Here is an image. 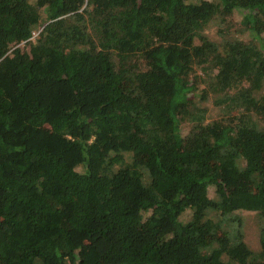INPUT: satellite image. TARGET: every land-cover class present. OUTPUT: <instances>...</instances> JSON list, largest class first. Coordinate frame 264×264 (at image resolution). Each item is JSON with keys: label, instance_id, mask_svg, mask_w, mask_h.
Returning <instances> with one entry per match:
<instances>
[{"label": "trees", "instance_id": "16d2710c", "mask_svg": "<svg viewBox=\"0 0 264 264\" xmlns=\"http://www.w3.org/2000/svg\"><path fill=\"white\" fill-rule=\"evenodd\" d=\"M0 264H264V0H0Z\"/></svg>", "mask_w": 264, "mask_h": 264}, {"label": "rangeland", "instance_id": "374dc122", "mask_svg": "<svg viewBox=\"0 0 264 264\" xmlns=\"http://www.w3.org/2000/svg\"><path fill=\"white\" fill-rule=\"evenodd\" d=\"M245 25L242 23L240 18L235 19V21L230 24L227 27L224 28H217L215 29L216 32L212 33V36L215 38L218 36L219 42H223L225 40L232 39L234 37L236 38H243L245 40H251L252 36L249 31H244ZM210 114H212L213 118L219 116L221 113H225L224 115H228L231 111H228V109L223 108L221 106H216L214 104V97L211 96L208 100ZM246 184L242 183L240 185L241 189H246ZM239 187V188H240ZM244 216H242L241 212H236L235 214H241L243 218L244 224H242V231L244 232V239L247 241V243L252 247L257 249L259 247V214L256 211H246L243 210ZM240 216V215H238ZM260 221L261 217H260ZM223 226H227L228 229L234 228V225L231 224L230 221L225 220L223 222ZM232 242H234L232 240ZM234 247V246H233Z\"/></svg>", "mask_w": 264, "mask_h": 264}]
</instances>
